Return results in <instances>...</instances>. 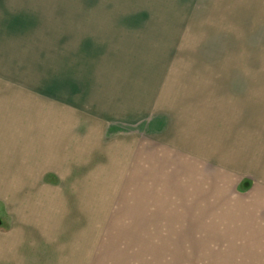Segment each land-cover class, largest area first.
Here are the masks:
<instances>
[{
	"label": "crops",
	"instance_id": "obj_1",
	"mask_svg": "<svg viewBox=\"0 0 264 264\" xmlns=\"http://www.w3.org/2000/svg\"><path fill=\"white\" fill-rule=\"evenodd\" d=\"M192 3L194 52H264V47L242 48L245 37H260L262 40L258 42L264 46V0H192ZM4 4L0 0V264H138L139 260L144 264H171V261L262 264L264 200L247 197L254 194L264 197V186L259 188L258 180L231 168L221 167L220 172L230 176V181L236 182L238 178L233 195L244 198L246 203L233 207L234 213L242 217L239 220L234 216L233 222L225 223L226 231L234 230L232 240L228 235L226 238L242 245L245 253L249 250L256 253L255 256L239 258V253L232 251L210 253L208 258L191 254L171 257L164 252L138 254L137 238L130 237L122 243L121 238L110 236L111 230L138 227L122 224L115 218L121 197H129L130 213L134 217L143 213L147 220H169L170 196L174 194L180 206H184L187 194L197 198L200 204L205 197L203 202L211 211L218 212L217 192L212 194L209 188L203 194L201 189L204 174L210 180L209 187L218 185V165L208 157L204 160L200 156L202 152L190 151L191 147H198L195 137L190 136L191 128L194 131L217 128L216 107L213 115L204 108L206 119L203 102H216L217 83L221 82L218 77L187 75L163 80L161 94L153 88L146 93L144 103L134 106L145 107L146 114L137 113L133 120H121L115 112H106L107 107L114 105L106 104L104 98L97 99L87 111L60 109L52 102L59 100V92L68 96L97 87L93 84L89 89L84 85L89 83H74L68 78H63L65 85L59 87L53 70L48 82L26 80L25 52L31 56L36 53V43L30 39L33 42L26 49L29 24L20 29V16H10L15 13L5 10ZM29 19L31 22L36 18ZM177 20H186V16L179 14ZM21 21H25L24 17ZM15 27L17 32H11ZM15 39L18 45L14 51L23 55L12 61L4 52L9 53L7 46ZM231 42L241 48L229 50ZM33 58L28 64L31 69L39 65L36 54ZM158 84H153L156 89ZM170 85L177 88L171 91ZM202 85L209 86L204 89L205 92L208 89L209 97H202ZM42 98L49 100L44 116L41 102L46 100ZM190 116L203 119L186 118ZM90 133L101 136L91 140ZM116 135L124 140L116 139ZM187 136L193 138V144L188 143ZM48 177L55 180L54 187L58 186L57 180L64 179L65 188H43ZM245 181L250 188L246 193L239 192ZM127 188L129 193H123ZM158 214L162 217L153 216ZM122 244L129 246V252L115 250L114 246Z\"/></svg>",
	"mask_w": 264,
	"mask_h": 264
},
{
	"label": "rangeland",
	"instance_id": "obj_2",
	"mask_svg": "<svg viewBox=\"0 0 264 264\" xmlns=\"http://www.w3.org/2000/svg\"><path fill=\"white\" fill-rule=\"evenodd\" d=\"M4 1L3 8L15 13L10 16H20V29L24 24L26 27L29 24L27 30L31 31L30 34L26 33V40L29 39L26 49L33 42L30 39L36 43V53L31 56L25 52L26 61L23 63L26 65V80L48 82L52 78L53 70L57 73L59 87L65 85L63 78H68L74 83H89L84 84L89 89L93 84L97 87L92 91L84 89L81 93L74 92L68 96L63 91L59 92V100L52 102L60 109L87 111L92 109L97 99L104 98L106 104L114 105L113 108L107 107L106 112H115L116 117L121 120H133L132 117H136L137 113L138 116L146 114L145 107L134 106L144 103L146 93L153 88L161 94L160 88L163 86L160 83L163 80H177V77L187 75L218 77L221 82L217 83L216 102H203V105H206L203 106V116L206 119L208 118L205 116V109L211 110L213 115V109L216 107L217 128L190 130V136L195 137V146H198L191 147L190 151L195 154L202 152L200 156H203L204 160L208 157L209 161L218 165V185L209 187L210 180H206L204 174L201 188L203 194L208 192L209 188L212 194L217 192L218 212L211 211V207L203 202L205 197H202L200 204L197 198L193 199L187 194L183 200L184 206H180L178 197L174 194L170 196L169 220H147L146 214L143 213H136L134 217L130 213L129 197H121L118 198L122 203L119 205L117 202L119 211L114 214L115 218L122 224L138 227L111 230L110 236L121 238L122 243L130 237L137 238L138 254L164 252L169 253L171 257H188L191 254L208 258L210 253L232 251L238 252L239 258L255 256L256 253L253 254L250 250L245 253L242 251V245L229 241L232 240L234 230L226 231L225 223L233 222L234 216L241 220L242 216L236 215L233 207H242L246 201L233 195L238 178L234 177L236 182L230 181V176L227 177L225 172L221 173L220 169L231 168L241 175L249 174L251 180L256 179L259 186H264V52H194L196 47L191 43V39L195 38L192 35V0ZM179 14L186 16V20L178 21ZM33 16L36 19L30 22L29 18ZM23 17L25 21H21ZM17 28H12L11 32H17ZM259 40L262 38L245 37V46L242 48H263ZM231 44L228 45L229 50L241 48L232 42ZM17 45L18 39H15L12 45L7 46L9 53L4 52V56H8L12 61H17L19 55L22 58L23 53L18 55L14 51ZM222 49L224 50V47ZM35 54L39 65L31 69L28 64ZM158 82L156 89L153 84ZM168 87L173 91L177 85ZM205 87L209 86L202 85V97H209V91L207 89L205 92ZM82 94H85L84 101ZM137 97H140V100H137ZM42 99L46 100L41 102V113L44 116L49 107V100ZM80 103L83 107L78 106ZM31 104L33 105V101ZM186 118L193 121L203 119L201 116ZM99 136L101 135L90 133L91 140H97ZM121 137L116 135L115 138H124ZM186 138L188 143L193 144V138ZM199 141L203 144L200 145ZM43 151L50 153V150ZM45 173L43 168L41 174L44 176ZM53 182L55 180L48 177L43 181L42 187L52 188ZM56 185L58 186L54 188H65L64 179L57 180ZM122 192L129 193V188ZM247 199L262 201L264 197H255L254 194L249 195ZM153 216L162 217L161 214ZM238 236H241V233ZM144 242L146 243L143 244ZM114 248L121 253L129 252L127 245L122 244ZM144 263L140 260L138 262ZM170 263L177 264L173 261ZM187 263L189 262H185ZM261 263L264 264V261ZM202 264L209 262L202 261Z\"/></svg>",
	"mask_w": 264,
	"mask_h": 264
},
{
	"label": "trees",
	"instance_id": "obj_3",
	"mask_svg": "<svg viewBox=\"0 0 264 264\" xmlns=\"http://www.w3.org/2000/svg\"><path fill=\"white\" fill-rule=\"evenodd\" d=\"M250 184H249V182L247 181H245V182H243V184L239 187V190L241 191V192H245V191H247L249 188H250V186H249Z\"/></svg>",
	"mask_w": 264,
	"mask_h": 264
}]
</instances>
